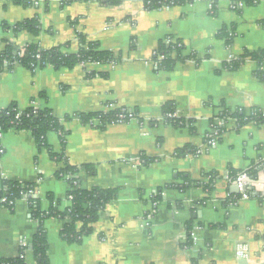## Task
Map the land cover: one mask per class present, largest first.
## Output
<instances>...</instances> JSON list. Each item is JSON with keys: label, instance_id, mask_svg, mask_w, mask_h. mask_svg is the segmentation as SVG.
I'll use <instances>...</instances> for the list:
<instances>
[{"label": "crops", "instance_id": "1", "mask_svg": "<svg viewBox=\"0 0 264 264\" xmlns=\"http://www.w3.org/2000/svg\"><path fill=\"white\" fill-rule=\"evenodd\" d=\"M26 1L0 0V55L10 44L16 56L29 44L66 54L96 45L119 60L35 70L16 61L0 70V109L49 108L63 119L126 108L136 117L105 125L63 121L65 141L56 131L47 135L61 160L39 148L30 130L0 132V172L34 186L13 209L0 207V264L22 253L37 264L39 220L30 198L45 212L50 196L59 210L68 209L72 185L58 176L66 164L77 168L79 187L118 194L80 241L64 235L68 217L44 221L50 264H240V244L250 245L248 264H263L264 185L247 183L245 198L230 169L264 174V123L229 119L217 146L205 144L224 109L264 113L258 62L227 67L264 50V0H187L152 10L144 0ZM32 18L39 34L16 29ZM170 37L184 44L186 59L164 70L153 52ZM167 104L184 124L166 121Z\"/></svg>", "mask_w": 264, "mask_h": 264}, {"label": "trees", "instance_id": "2", "mask_svg": "<svg viewBox=\"0 0 264 264\" xmlns=\"http://www.w3.org/2000/svg\"><path fill=\"white\" fill-rule=\"evenodd\" d=\"M18 3L29 4L26 0H15ZM73 0H63L64 3H70ZM187 0H144V6L146 9H158L162 7L172 6L183 3ZM104 3H109L105 1ZM18 30H27L35 35L39 34L40 22L38 18H32L18 24L16 27ZM185 49L184 44L180 40H174L168 38L166 41H161L155 50L153 59L158 63V68L164 70H170L174 65L180 61L186 59L183 55ZM162 57L159 60V57ZM192 56V55H191ZM246 58L254 59L258 62L259 70L258 76L264 78V50L258 52H246L239 59L231 61L227 64L230 69H236ZM119 60L112 51L99 50L96 45L89 48H82L77 53L66 54L62 52L61 47L56 46L52 48H43L37 44H29L24 48V52L16 56L14 55V48L12 44L8 45L5 51L0 55V70L5 66L10 67L14 62L18 61L35 70L36 68L44 67L51 64L57 68L59 67H73L78 63H109ZM8 64V65H6ZM125 113L126 118L124 121H128L129 110L126 108H120L109 113H76L75 115H66L63 119L55 116L49 108H36L29 107L26 110H20L15 105L8 107L7 109H0V131L3 133L11 128L16 130H30L36 139L39 148H47L52 158L63 159L64 154H56L53 152L52 147L47 141V135L51 131H56L65 141V127L63 121H70L73 118H79L84 123H91L94 119H99L104 125L110 122L120 121L119 115ZM164 118L168 122H174L175 124H184L183 119L177 118L172 106L167 104L164 107ZM229 119H236L237 122L242 125L249 121H254L258 124L264 123V113L260 110L253 109L250 113L245 110H231L224 109L222 115V121L224 125H217V129L220 134L226 130V125ZM184 149L177 151L178 155L184 154ZM77 172V168L71 165H64V167L58 173L59 177L65 175L72 185L68 193V197L71 200V205L68 209L61 211L57 207V202H54L52 196L49 197L52 206L48 212H45L40 207L38 198H30V206L34 216L39 220V226L36 234L33 237L32 245L37 264H50L48 258V240L46 231L44 228V221L51 216H59L62 218H69L63 229L64 235L70 241H80L82 235L89 233L92 230L91 224L98 219L100 211L111 200L117 197V189H102L92 188L84 189L76 184L74 175ZM260 170L256 167H252L246 172L230 169V175L232 178L237 179L239 175L246 174L252 179H258ZM254 188L250 189L252 193ZM30 191H34V186L30 183H20L6 179L0 172V207H7L13 209L17 200L22 197L31 195ZM241 197V193L237 195ZM5 198L6 200H3ZM264 199V197H261ZM78 222L82 223V226L78 230L76 225ZM26 246L23 247L25 250ZM2 264H27L25 257L22 253L17 258L4 259ZM193 264H196L194 262Z\"/></svg>", "mask_w": 264, "mask_h": 264}, {"label": "built area", "instance_id": "3", "mask_svg": "<svg viewBox=\"0 0 264 264\" xmlns=\"http://www.w3.org/2000/svg\"><path fill=\"white\" fill-rule=\"evenodd\" d=\"M154 54H155V51L153 52V55ZM161 59H162V57L160 56L159 57V60H161ZM157 63H159V62H157ZM127 116H128L129 119H132V118L136 117V115L132 111H129V113H128ZM123 118H126V114L125 113H122V114L119 115L120 121H124ZM219 123H220V126L224 125V121H220ZM220 138H221V134L219 133L218 129L217 128H213L207 134L205 148L207 150H209L210 148H213V147L217 146V144L220 141ZM201 151L202 150H200L199 152H201ZM247 177L248 176L246 174H242V175H239L237 177V179H236V182H237V186L239 188V191L243 193L242 195L245 198L248 197L247 193L245 192L246 191L247 183L244 182V180ZM250 185H252V184H250ZM30 193L32 194L33 191H30ZM3 200H6V199L3 198ZM24 246H26V244H24ZM236 256L238 258H247V259H249L251 257V248H250V245H248V244H240L238 246V248H237Z\"/></svg>", "mask_w": 264, "mask_h": 264}, {"label": "water", "instance_id": "4", "mask_svg": "<svg viewBox=\"0 0 264 264\" xmlns=\"http://www.w3.org/2000/svg\"><path fill=\"white\" fill-rule=\"evenodd\" d=\"M244 182H246V183H251V184H258V183H263L264 184V180H262V179H259V180H257V179H252V178H250V177H247L245 180H244ZM235 189H236V191L238 192L239 191V188H238V186H237V182H235ZM31 247H32V245H31ZM238 262L240 263V264H248V259L247 258H239V260H238ZM264 264V263H263Z\"/></svg>", "mask_w": 264, "mask_h": 264}, {"label": "rangeland", "instance_id": "5", "mask_svg": "<svg viewBox=\"0 0 264 264\" xmlns=\"http://www.w3.org/2000/svg\"><path fill=\"white\" fill-rule=\"evenodd\" d=\"M260 170V169H259ZM249 177V176H248ZM259 179H262V180H264V174H262V175H259V177H258V179L257 180H259ZM259 185L260 186H263L264 184L263 183H259Z\"/></svg>", "mask_w": 264, "mask_h": 264}]
</instances>
